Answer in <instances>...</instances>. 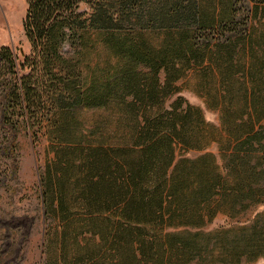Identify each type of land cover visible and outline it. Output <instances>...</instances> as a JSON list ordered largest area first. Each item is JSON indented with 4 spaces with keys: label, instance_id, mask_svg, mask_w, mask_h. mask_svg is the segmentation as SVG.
Segmentation results:
<instances>
[{
    "label": "trees",
    "instance_id": "1",
    "mask_svg": "<svg viewBox=\"0 0 264 264\" xmlns=\"http://www.w3.org/2000/svg\"><path fill=\"white\" fill-rule=\"evenodd\" d=\"M236 1L205 15L199 0H27L22 26L30 52L0 44V110L15 124L14 114L28 121L52 108L41 195L45 212L62 223L63 244L77 249L69 264H243L264 257L263 211L202 226L219 212L238 216L264 201V58L242 61L256 46L240 43L246 33L236 28ZM134 29L160 33L159 44L129 39ZM87 31L120 62L85 83ZM199 65L216 76V93L207 94L218 125L175 85ZM116 101L135 118L117 137L97 135V118L75 121L81 109ZM211 142L220 163L207 150ZM178 145L201 152L177 157ZM80 236L99 241L90 247Z\"/></svg>",
    "mask_w": 264,
    "mask_h": 264
},
{
    "label": "rangeland",
    "instance_id": "2",
    "mask_svg": "<svg viewBox=\"0 0 264 264\" xmlns=\"http://www.w3.org/2000/svg\"><path fill=\"white\" fill-rule=\"evenodd\" d=\"M199 3L200 10L205 15L227 9L225 0H199ZM26 7L27 0H0V44L9 46L18 55L22 52L29 53L31 49L22 26ZM83 7L84 5H81V8ZM234 9L238 25L236 28L239 31L245 28L246 33L240 43L246 42L256 46L254 53L247 52L242 61L246 59L247 62L260 63V58H264V3L253 4L237 0ZM131 31L129 39L137 43L145 40L159 44L160 33L157 35L148 30L137 29ZM85 37L87 41L82 51V63L84 81L87 83L92 77L101 79L114 70L120 61L96 32L87 31ZM247 49L246 46L245 51ZM199 67L200 65L188 70L176 80L175 85L187 100L202 108L211 125H218V112L209 104L207 94L216 93L213 86L216 76L211 73L208 76V71H201ZM207 69L213 71L211 66ZM163 75L164 72L160 71V77ZM121 105L123 104L116 101L104 106L81 109L76 113L75 121L79 122V126L89 125L92 119L97 118L101 124L97 135L112 139L125 132L128 126L135 124V118L124 112L126 109L120 110ZM51 111V107H46L43 113L37 112L32 117L28 116V121L24 116L14 114L16 123L12 124L2 118L0 110V264H69L72 259L78 258L77 249L72 243L63 244L61 221L53 212H45L42 201L41 173L52 155L49 150L50 138L45 132ZM207 150L215 154L218 163L221 162L217 143L211 142ZM199 152L201 151L188 150L179 145L176 148L177 157L193 156ZM258 210L264 213V201L241 211L239 217L219 212L214 219L202 226L208 228L227 220H248L253 218L252 215L256 216ZM86 237H78V242L85 241L92 247L99 241L97 237ZM243 264H264V257L244 261Z\"/></svg>",
    "mask_w": 264,
    "mask_h": 264
}]
</instances>
